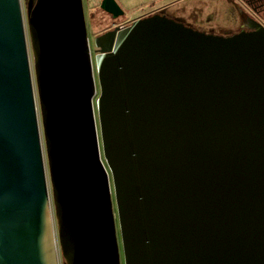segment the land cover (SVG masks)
Wrapping results in <instances>:
<instances>
[{"label": "water", "instance_id": "95a60500", "mask_svg": "<svg viewBox=\"0 0 264 264\" xmlns=\"http://www.w3.org/2000/svg\"><path fill=\"white\" fill-rule=\"evenodd\" d=\"M26 16L34 76L21 2L0 0V264H58L45 157L63 264H264L262 18L156 13L91 50L83 0Z\"/></svg>", "mask_w": 264, "mask_h": 264}, {"label": "rangeland", "instance_id": "374dc122", "mask_svg": "<svg viewBox=\"0 0 264 264\" xmlns=\"http://www.w3.org/2000/svg\"><path fill=\"white\" fill-rule=\"evenodd\" d=\"M103 0H83L85 17L87 22V30L89 36L90 49L95 47L94 38L96 35L110 28L114 21L110 13L104 11L100 4ZM122 9L123 16L121 20L127 18L131 19L137 15L142 14L145 11H150L156 8H165L169 12H174L175 15L183 18V21L191 24L195 29H199L206 32H213L218 34H230L236 32L240 23L242 22L243 12L240 11V7L244 12L248 13L249 9L245 3V0H115ZM21 12L23 19V27L26 36V43L28 47V54L30 60V66L32 75L34 76L33 58L31 54L30 38L28 33L27 19H26V0H20ZM264 22V13L260 16ZM97 77V76H96ZM36 88V85L34 84ZM99 89V87H98ZM99 91V90H98ZM36 105L38 110V117L40 123V129L42 131L40 111L37 99V93L35 92ZM97 96L94 98V104ZM97 115V113H96ZM43 138V137H42ZM44 146V140H43ZM45 148V147H44ZM45 156V150H44ZM46 163V179L48 182V199L49 204L47 207V218L51 220V232L53 244L55 247V255L58 264H63L64 260L61 256L57 226L54 216V205L52 200V190L49 182V173L47 168L46 157L44 158ZM115 211V208H114ZM116 212V211H115ZM118 241L121 243L120 229H117Z\"/></svg>", "mask_w": 264, "mask_h": 264}, {"label": "flooded vegetation", "instance_id": "af4514ba", "mask_svg": "<svg viewBox=\"0 0 264 264\" xmlns=\"http://www.w3.org/2000/svg\"><path fill=\"white\" fill-rule=\"evenodd\" d=\"M245 3L249 9V12L246 13V12H244V10L241 7L239 8L240 11L243 12V15H242L243 19H242V22L240 23L237 31H240L243 29L249 30V24L252 21V17H258L259 18L264 13V0H245ZM123 13L121 15L119 14L116 17H113V15L111 14V16L113 17L114 23L110 28H107L105 31L110 30V29H114L116 27H124V26L130 24L135 19L145 17V16H149V15L156 14V13L166 15L170 18H173V19L178 20V21H182L186 25L191 26V24L187 23L186 21H183V18L175 15L174 12H169L165 8H156V9H151L150 11L147 10V11L143 12L142 14L137 15L131 19L125 18V19L121 20L120 18L123 16ZM191 27H193V26H191ZM105 31H102L100 34H102ZM94 49H95V47H94ZM95 53L96 52H94V54ZM94 54H93V57H94Z\"/></svg>", "mask_w": 264, "mask_h": 264}]
</instances>
